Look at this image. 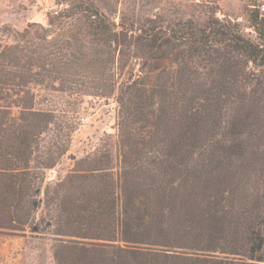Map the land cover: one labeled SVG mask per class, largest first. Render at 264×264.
I'll return each mask as SVG.
<instances>
[{"label": "trees", "instance_id": "16d2710c", "mask_svg": "<svg viewBox=\"0 0 264 264\" xmlns=\"http://www.w3.org/2000/svg\"><path fill=\"white\" fill-rule=\"evenodd\" d=\"M60 2L63 7L47 13L46 26L29 24L16 31L15 43L0 45V102H8L0 103V232L13 234L27 227L49 244L54 264H264V199H240L231 169L244 157L247 133L255 132H248L252 128L247 121L264 116V16L252 15L255 39L235 21L215 15L200 22L178 21L175 28L144 17L137 21L145 22L139 32L131 36L134 23H116L100 0ZM128 41L144 62L133 82H120L118 102L147 91L142 82L146 77L166 84L165 90L175 88L196 109L197 121L212 111L231 120L220 148L229 150L227 156L221 150L214 161L199 167L165 171L164 179L185 184L181 190L166 187L167 199L156 211L145 189L127 182L132 171L114 178L105 167L88 168L55 182L54 196L47 185L45 198L59 202L54 207L47 203L45 215L37 218L43 170L55 162L48 153L52 150L40 148L42 135L56 120V136L61 138L64 129L69 135L74 115L66 97L114 92L118 81L109 73L114 50ZM165 59L180 68L172 82L160 81L161 76L154 81L148 73ZM34 85L59 92L63 106L32 109ZM246 102L254 110L241 114ZM12 106L29 112L15 117L8 131L4 125ZM32 151H46L35 158L37 166L32 165ZM220 166L228 167L229 175L218 173ZM253 173L261 174L264 183V168ZM223 184L233 188L225 191Z\"/></svg>", "mask_w": 264, "mask_h": 264}, {"label": "rangeland", "instance_id": "374dc122", "mask_svg": "<svg viewBox=\"0 0 264 264\" xmlns=\"http://www.w3.org/2000/svg\"><path fill=\"white\" fill-rule=\"evenodd\" d=\"M64 4L60 0H0V45L15 43L16 31H23L29 24L46 26L47 13L59 10ZM99 5L116 23L133 22L136 28L131 36L139 32L137 27L145 22L137 21L144 17L175 28L174 23L178 21L192 19L200 22L209 15H215L235 21L243 33L255 39L252 15L258 12L260 17L264 16V0H100ZM128 43L117 46L114 50L109 70L114 80L118 81L114 92L106 96L86 94L66 97L70 102L67 109L74 115L70 118L72 128L69 135H66L67 131L64 129L61 138L56 136L57 120L50 125L51 131L42 135L40 148L44 146L45 150H52L48 153L53 154L55 162L43 170L44 182L40 195L43 204L36 212L37 218L45 215L47 203L49 207H54L59 202L45 198L43 190L47 185L49 195L54 196L55 182L64 181L75 173H87L88 168L98 167H105L114 178L124 170L132 171V177L127 182L132 185L136 182V186H142L145 196L154 199L151 201L156 211L167 199L164 196L167 193L166 187L173 185L181 190V185L185 184L181 179H164L165 171L174 170L175 167L183 169L193 164L199 167L198 164L209 163L212 159L214 161V154L222 153V138L231 120L212 111L202 121H197L196 109L181 100L180 94L173 87L165 90L166 84H153L151 78L146 77L142 82L147 91L138 92L124 104L118 102L120 89L123 87L120 82L125 83L127 79L133 82L140 75L144 62L140 56H134V43ZM157 65L154 73L148 74L153 76L154 81L161 76L160 79H163L159 80L165 79L166 83L173 81L172 74H176L175 71L180 68L168 59ZM167 67L168 71L162 70ZM166 73L169 74V79L165 78ZM31 91L34 101L32 109L63 106L61 94L45 85H34ZM0 103L6 105L8 102ZM196 105L199 107L198 103ZM251 108L254 110L246 102L240 113H248ZM20 109L19 106L8 108L4 130L9 131L14 119L29 112H21ZM246 126L252 128L248 132H255L247 133L250 138L245 139L244 157L235 162L231 169L238 197L248 202L255 197L264 199V183L259 179L262 176L253 173L254 169L264 168V116L249 119ZM188 135L189 139L185 143L184 138ZM226 150L222 151L227 156L229 150L225 152ZM43 152L46 151H32L33 166L39 165L35 158L44 154ZM227 169L228 167L220 166L218 173L225 174L228 171L229 175L231 170ZM223 187L225 191L233 188L227 184H223ZM224 194L223 192V196ZM145 196L141 198L145 199ZM160 199L163 202L158 203ZM53 262L49 244L35 238L27 227L13 234L0 232V264H54Z\"/></svg>", "mask_w": 264, "mask_h": 264}, {"label": "built area", "instance_id": "2783aa9c", "mask_svg": "<svg viewBox=\"0 0 264 264\" xmlns=\"http://www.w3.org/2000/svg\"><path fill=\"white\" fill-rule=\"evenodd\" d=\"M264 9V7H262V10Z\"/></svg>", "mask_w": 264, "mask_h": 264}]
</instances>
